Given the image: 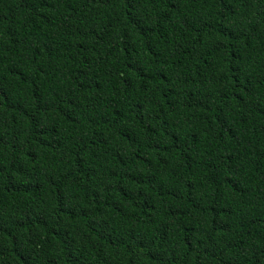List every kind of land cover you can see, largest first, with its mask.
<instances>
[{
	"label": "trees",
	"instance_id": "obj_1",
	"mask_svg": "<svg viewBox=\"0 0 264 264\" xmlns=\"http://www.w3.org/2000/svg\"><path fill=\"white\" fill-rule=\"evenodd\" d=\"M0 264H264V0H0Z\"/></svg>",
	"mask_w": 264,
	"mask_h": 264
}]
</instances>
